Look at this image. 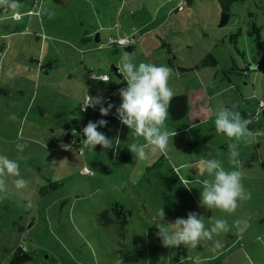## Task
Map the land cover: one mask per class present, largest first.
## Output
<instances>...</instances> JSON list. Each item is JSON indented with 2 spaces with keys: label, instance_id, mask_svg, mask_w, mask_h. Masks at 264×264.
Segmentation results:
<instances>
[{
  "label": "rangeland",
  "instance_id": "rangeland-1",
  "mask_svg": "<svg viewBox=\"0 0 264 264\" xmlns=\"http://www.w3.org/2000/svg\"><path fill=\"white\" fill-rule=\"evenodd\" d=\"M16 2L15 9L0 8V88L8 91L0 94V153L19 160L27 187L17 189L9 177L0 194V264H9L17 247L30 255L22 264H195L196 257L201 264H264V107L250 128L256 141L238 142L251 199L232 214L205 209L198 183L208 178L198 164L208 150L230 167L228 144L236 141L217 132V106L235 104L244 117L247 106L264 100V72L242 71L264 55V28L259 51L246 32L250 20L264 24V0L235 3L222 28L216 0ZM125 52L136 63L170 67L175 95L188 99L184 117L168 115L173 142L164 151L149 146L146 159L129 156L128 145L146 141L117 117L98 130L110 138L119 130L118 152L82 143L83 126L106 119L98 108L79 111L87 88L118 105L114 93L126 82L117 65ZM206 55L216 64L200 65ZM103 74L110 82L99 81ZM109 114L116 116L115 108ZM67 133L80 140L77 148L64 141ZM18 143L26 145L22 152ZM150 152L157 161L145 168ZM162 207L166 222L197 211L207 227L224 218L230 231L196 248H166L154 225ZM237 219H249L242 235ZM216 240L223 248L214 252Z\"/></svg>",
  "mask_w": 264,
  "mask_h": 264
},
{
  "label": "clouds",
  "instance_id": "clouds-1",
  "mask_svg": "<svg viewBox=\"0 0 264 264\" xmlns=\"http://www.w3.org/2000/svg\"><path fill=\"white\" fill-rule=\"evenodd\" d=\"M17 7L16 0H0V8L7 10ZM117 68L126 82L125 86L114 93L119 96L120 103L115 105L110 100H106L100 90L97 95H90L87 88L83 103L80 105L81 111L98 108L100 115L104 117L115 108V115L122 125L133 130L137 137H143L147 145L160 151L166 150L177 135L175 129H169L166 124L171 101L175 96V90L170 84L172 69L167 65L152 62L136 63L134 57L127 52L122 54ZM6 75L11 79L16 73L10 69ZM92 79L97 80L95 76ZM99 81L108 83L110 78L104 76ZM236 109L235 104L230 107L218 105L214 113L217 132L236 141L228 144L230 167L226 168L211 150L198 160L201 174L206 172L208 177L198 181L201 184L199 207L209 210L219 209L228 214L235 213L242 202L251 199L250 191L243 184V162L239 159L238 142L250 144L256 141V134L249 128L253 123L252 118L243 117ZM107 125L106 119L89 120L82 128L83 145L92 150L101 146L104 150L118 152L121 144L119 130L117 135L111 138L105 132L98 130ZM25 146L18 143L17 149L22 152ZM127 148L134 156L140 159L147 158L145 144L133 142ZM9 177L14 178L13 184L17 189L27 187V181L21 175L19 160L0 153V194L7 193ZM188 183L190 182H186L184 187L191 191L192 187H189ZM165 218L166 213L162 207L157 210L154 225L158 229L156 235L160 238L162 246L166 248L181 245L196 248L202 242L213 241L214 236L230 231L229 223L224 218L215 219L211 226L207 227L204 216L197 211H189L186 218L177 217L170 223L166 222ZM234 226L242 235L250 227L249 219H237L234 221ZM222 248L221 241H214L212 249L214 252ZM195 264H201L199 257L195 258Z\"/></svg>",
  "mask_w": 264,
  "mask_h": 264
},
{
  "label": "trees",
  "instance_id": "trees-1",
  "mask_svg": "<svg viewBox=\"0 0 264 264\" xmlns=\"http://www.w3.org/2000/svg\"><path fill=\"white\" fill-rule=\"evenodd\" d=\"M216 1H218V7L220 10L219 19H218L217 24L219 27L222 28L228 24L229 19H231L232 16L234 15V12H233L234 4L237 2H241V1L244 2L245 0H216ZM263 28H264V24L259 26L257 25V22L255 20H250L248 22V28L246 32H247V35L252 38V42H253L252 46L256 51H259L261 49V43H262L261 31L263 30ZM240 33H241L240 29H237V32L230 33L229 36H231L230 39L232 43L236 42L235 37L238 36ZM97 40L98 38H96V41ZM208 62H210L211 65L216 64V60L214 57H212L211 55H206V57L202 61H200V65L207 66ZM7 92H8L7 89L0 88V94H5ZM259 101H264V100H259ZM259 101L256 103V106H254V108L249 107V106H247L246 108L244 117L245 118L251 117L253 120V123L249 125V128H253L255 120L259 117L257 111L263 112L264 102L261 106H259ZM187 109H188V99L186 95L182 93L176 94L171 101V106L169 108V118L172 121L178 120L184 117V115H186ZM70 139H75V138L72 137L69 133H67L66 137L64 138V141L67 144H69V146L71 145ZM71 147L77 148L78 146L77 144H74V145H71ZM182 256L185 257V253H183ZM29 259H30V255L23 252L22 249L17 247V249H15L12 252L9 258V264H22L24 262H27Z\"/></svg>",
  "mask_w": 264,
  "mask_h": 264
},
{
  "label": "crops",
  "instance_id": "crops-1",
  "mask_svg": "<svg viewBox=\"0 0 264 264\" xmlns=\"http://www.w3.org/2000/svg\"><path fill=\"white\" fill-rule=\"evenodd\" d=\"M98 38H99V36H98ZM122 38V37H121ZM98 41V40H97ZM117 73V72H116ZM104 76H105V74H103ZM103 75L101 76V77H103ZM117 76H119L118 74H117ZM111 101V100H110ZM80 107V106H79ZM112 118V122L113 121H115L116 120V116H114V115H110V119ZM75 143L77 144V146H79L81 143H80V140L79 139H76V141H75ZM143 144H145L146 145V150H147V152H148V147L150 146V145H147V142H144ZM69 146V145H68ZM65 147H67V146H65ZM156 150H158V149H156ZM130 154H131V152H129V156H130ZM156 157V155L154 154V156L152 155V152H150L149 153V157H148V159L146 160V163H145V168L147 167H152L153 166V164L157 161V159L155 158ZM194 177H196V178H199V176H194ZM190 179H193V178H189V180ZM179 259H182L181 257L179 258ZM62 264V263H61Z\"/></svg>",
  "mask_w": 264,
  "mask_h": 264
},
{
  "label": "water",
  "instance_id": "water-1",
  "mask_svg": "<svg viewBox=\"0 0 264 264\" xmlns=\"http://www.w3.org/2000/svg\"><path fill=\"white\" fill-rule=\"evenodd\" d=\"M251 69H256L257 71L264 72V57H262L257 64H251L248 68L244 70V73H247ZM108 122H112V118L110 119V114L105 116Z\"/></svg>",
  "mask_w": 264,
  "mask_h": 264
},
{
  "label": "built area",
  "instance_id": "built-area-1",
  "mask_svg": "<svg viewBox=\"0 0 264 264\" xmlns=\"http://www.w3.org/2000/svg\"><path fill=\"white\" fill-rule=\"evenodd\" d=\"M122 42H124L123 38H119L118 41H117L116 43L120 44V43H122ZM92 76H93V75H91V77H92ZM103 77H104V75H103ZM103 77H102V78H103ZM106 100H109V97H106ZM263 102H264V101H259V106H261V105L263 104ZM259 106H258V108H259ZM79 111H80L81 113H83V111H81L80 107H79ZM75 141H76V139H70V144H71V145L76 144ZM68 145H69V144H68ZM71 145H70V146H71ZM78 150H79V149H78ZM79 151H80V150H79ZM80 152H81V151H80Z\"/></svg>",
  "mask_w": 264,
  "mask_h": 264
},
{
  "label": "flooded vegetation",
  "instance_id": "flooded-vegetation-1",
  "mask_svg": "<svg viewBox=\"0 0 264 264\" xmlns=\"http://www.w3.org/2000/svg\"><path fill=\"white\" fill-rule=\"evenodd\" d=\"M262 57H264V55H263ZM262 57H261V58H262ZM258 62H259V61H257V63H258ZM257 63L255 62V64H257ZM246 68H247V67H246ZM246 68L242 69L243 73H244V70H245ZM251 70H256V69H251ZM251 70H250V71H251ZM250 71H249V72H250ZM256 71H257V70H256Z\"/></svg>",
  "mask_w": 264,
  "mask_h": 264
}]
</instances>
